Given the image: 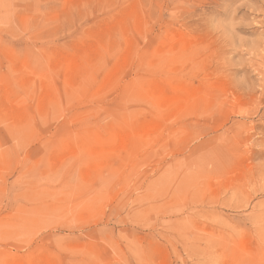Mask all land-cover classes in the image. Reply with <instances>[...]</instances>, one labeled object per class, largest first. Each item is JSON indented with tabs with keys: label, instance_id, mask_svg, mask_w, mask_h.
I'll list each match as a JSON object with an SVG mask.
<instances>
[{
	"label": "rangeland",
	"instance_id": "obj_1",
	"mask_svg": "<svg viewBox=\"0 0 264 264\" xmlns=\"http://www.w3.org/2000/svg\"><path fill=\"white\" fill-rule=\"evenodd\" d=\"M261 36L264 0H0V264H264Z\"/></svg>",
	"mask_w": 264,
	"mask_h": 264
},
{
	"label": "clouds",
	"instance_id": "obj_2",
	"mask_svg": "<svg viewBox=\"0 0 264 264\" xmlns=\"http://www.w3.org/2000/svg\"><path fill=\"white\" fill-rule=\"evenodd\" d=\"M230 26L234 28V27H236V23L235 22H232ZM212 31L215 34L220 35L221 32L223 31V28H222V26H218V25L214 24L213 25V28H212ZM260 40H261V42H264V36H261L260 37ZM224 63L225 64L227 63V60L226 59H225Z\"/></svg>",
	"mask_w": 264,
	"mask_h": 264
}]
</instances>
